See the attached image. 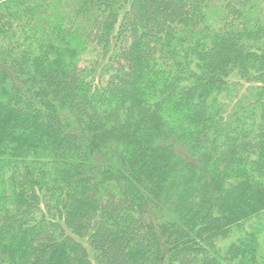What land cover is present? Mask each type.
Returning a JSON list of instances; mask_svg holds the SVG:
<instances>
[{
    "label": "trees",
    "instance_id": "obj_1",
    "mask_svg": "<svg viewBox=\"0 0 264 264\" xmlns=\"http://www.w3.org/2000/svg\"><path fill=\"white\" fill-rule=\"evenodd\" d=\"M264 0H0V264H264Z\"/></svg>",
    "mask_w": 264,
    "mask_h": 264
},
{
    "label": "rangeland",
    "instance_id": "obj_2",
    "mask_svg": "<svg viewBox=\"0 0 264 264\" xmlns=\"http://www.w3.org/2000/svg\"><path fill=\"white\" fill-rule=\"evenodd\" d=\"M263 251H264V248H263Z\"/></svg>",
    "mask_w": 264,
    "mask_h": 264
}]
</instances>
